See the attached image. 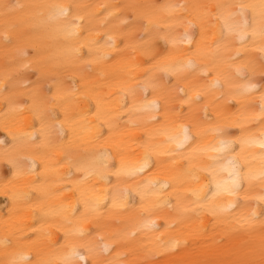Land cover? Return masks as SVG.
<instances>
[{
    "label": "clouds",
    "instance_id": "9594fccd",
    "mask_svg": "<svg viewBox=\"0 0 264 264\" xmlns=\"http://www.w3.org/2000/svg\"><path fill=\"white\" fill-rule=\"evenodd\" d=\"M0 198V264H264V0H0Z\"/></svg>",
    "mask_w": 264,
    "mask_h": 264
},
{
    "label": "bare ground",
    "instance_id": "6f19581e",
    "mask_svg": "<svg viewBox=\"0 0 264 264\" xmlns=\"http://www.w3.org/2000/svg\"><path fill=\"white\" fill-rule=\"evenodd\" d=\"M7 171V170H6ZM3 198H0V200H2Z\"/></svg>",
    "mask_w": 264,
    "mask_h": 264
}]
</instances>
